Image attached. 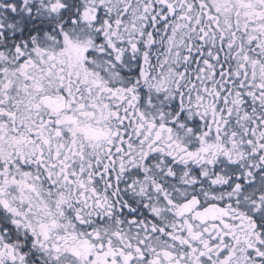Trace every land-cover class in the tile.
<instances>
[{"label":"snow or ice","instance_id":"6c2138e0","mask_svg":"<svg viewBox=\"0 0 264 264\" xmlns=\"http://www.w3.org/2000/svg\"><path fill=\"white\" fill-rule=\"evenodd\" d=\"M0 264H264V0H0Z\"/></svg>","mask_w":264,"mask_h":264}]
</instances>
